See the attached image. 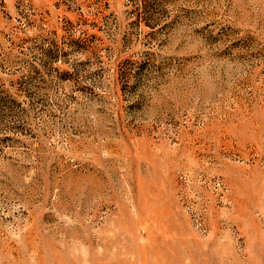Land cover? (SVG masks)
<instances>
[{"label": "rangeland", "instance_id": "374dc122", "mask_svg": "<svg viewBox=\"0 0 264 264\" xmlns=\"http://www.w3.org/2000/svg\"><path fill=\"white\" fill-rule=\"evenodd\" d=\"M0 264H264V0H0Z\"/></svg>", "mask_w": 264, "mask_h": 264}]
</instances>
